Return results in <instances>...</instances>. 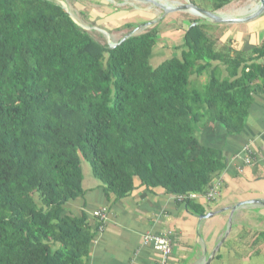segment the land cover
<instances>
[{
	"label": "trees",
	"instance_id": "trees-1",
	"mask_svg": "<svg viewBox=\"0 0 264 264\" xmlns=\"http://www.w3.org/2000/svg\"><path fill=\"white\" fill-rule=\"evenodd\" d=\"M201 1L217 12L235 0ZM209 30L189 21L179 53L152 66L158 26L110 48L53 0H0V264H86L92 223L64 214L85 194L82 161L109 202L136 181L207 191L226 165L197 132L239 135L264 94V39L248 52L232 40L218 48Z\"/></svg>",
	"mask_w": 264,
	"mask_h": 264
},
{
	"label": "crops",
	"instance_id": "crops-1",
	"mask_svg": "<svg viewBox=\"0 0 264 264\" xmlns=\"http://www.w3.org/2000/svg\"><path fill=\"white\" fill-rule=\"evenodd\" d=\"M102 21L103 27L108 23L118 26L116 20L106 18ZM262 27L252 22L240 33L237 31L238 47L248 52L259 45L264 39ZM169 31H164L161 36L175 34ZM183 35L184 32L181 42ZM196 136L202 145L217 150L226 165L208 187H216L219 201L216 197L205 199L208 189L190 200L203 208L202 215H212L201 218L202 215L189 210L177 196L167 194L162 188L147 189L138 181L130 195L109 202L97 180L83 178L84 196L69 202L64 207V214L79 217L84 213L92 223L95 235L86 264H159L160 253L145 239L166 234H170L172 248L167 264H213L223 262L224 258L231 261L236 257L240 263L247 264L253 256L264 254V94L253 96L239 135L228 136L218 125H209L199 130ZM245 147L250 148L252 156L248 166H242ZM249 201H263V204H248L233 211L236 204ZM100 208L106 211L102 225L92 217L93 212ZM230 214V232L216 248L226 232ZM243 251H247L245 256H241ZM208 258L210 261L207 263Z\"/></svg>",
	"mask_w": 264,
	"mask_h": 264
},
{
	"label": "rangeland",
	"instance_id": "rangeland-1",
	"mask_svg": "<svg viewBox=\"0 0 264 264\" xmlns=\"http://www.w3.org/2000/svg\"><path fill=\"white\" fill-rule=\"evenodd\" d=\"M65 11L72 17V19L84 30L90 32L94 38L106 43L109 47L117 43L118 40L129 34L124 30L125 25L135 24L138 28L136 33H142L151 27L158 26L160 29V37L157 48H155V55L151 58L152 66L159 65L162 61L170 58L176 52L172 47L181 43V35L187 28L188 22L192 20H199L202 23L208 24L209 33L216 38L217 47L220 48L227 44L229 40L234 41V46L238 47L236 41L237 31L240 33L241 29L249 24L257 23L261 28L264 35V23H262V16H259L246 24H214L190 14L189 12H171L163 15L162 11L155 8L149 3L137 2L134 0H62ZM161 5L168 4L174 7L177 4L191 3L196 7L207 10L210 8L208 2L201 0H156ZM258 4V0H235L222 10L217 11L222 17L225 18H239L246 17L252 13L254 5ZM251 7V8H250ZM116 20L117 27L108 23V26L101 25L102 20L105 19ZM152 23V26L146 24ZM180 26V29L177 27ZM135 28V29H136ZM235 28V29H233ZM134 29V30H135ZM233 29V31H232ZM170 30L175 34L170 35L171 39L167 37V34L161 36L164 31ZM231 31L233 33H231ZM132 32V31H131ZM246 39V37H244ZM159 46V47H158ZM242 47H239V49ZM196 85L204 84L206 81V75L198 77ZM81 170L83 178H92L90 165L82 161ZM216 201L219 198L215 196ZM213 203V202H212ZM214 206H211V208ZM247 251H243L241 256H245ZM221 255L223 251H221ZM213 264H242L238 257L231 260L224 258L223 262H214ZM247 264H264V254L259 257L253 256V258Z\"/></svg>",
	"mask_w": 264,
	"mask_h": 264
},
{
	"label": "water",
	"instance_id": "water-1",
	"mask_svg": "<svg viewBox=\"0 0 264 264\" xmlns=\"http://www.w3.org/2000/svg\"><path fill=\"white\" fill-rule=\"evenodd\" d=\"M53 1L57 2L61 6V8L65 11L62 0H53ZM134 1L143 2V3H149L152 6H154L155 8L161 10L163 15H166V14L171 13V12H189L190 14H192L194 16H197L199 18L205 19L206 21L214 23V24H227V25L246 24V23H249L252 20H254L255 18H257L259 16H262L264 14V0H258V8H257L255 13H252L249 16H246V17H239V18H225V17H222L217 12H210V11L204 10L202 8L194 6L191 3H187V4H177L176 3V5L174 7H170V6L167 7L166 5L159 4L156 0H134ZM68 16L72 19V17L69 14H68ZM73 22L75 24H77L74 20H73ZM151 24L152 23H149V24H146V25L147 26H152ZM195 25H196V23H193L190 27H194ZM137 30H138V28H136L135 30H133L129 34L125 35L122 38L121 41H124L128 37L136 34ZM115 45L110 46V48H113ZM253 203H255V204H263V201L240 202V203L236 204L233 207V211H235L236 209H238L240 207L246 206L248 204H253ZM211 215L212 214H210V213L206 214V215H202L201 218H209ZM231 215L232 214H230V218H229V221H228V224H227L226 232H225L224 236L221 238L220 242L217 244L216 248H219V246L225 241L228 233L230 232L231 223H232L231 222ZM202 257H203V255H202ZM209 261H210V258H208L206 260L207 263Z\"/></svg>",
	"mask_w": 264,
	"mask_h": 264
},
{
	"label": "built area",
	"instance_id": "built-area-1",
	"mask_svg": "<svg viewBox=\"0 0 264 264\" xmlns=\"http://www.w3.org/2000/svg\"><path fill=\"white\" fill-rule=\"evenodd\" d=\"M243 158H242V166H248L252 162V156L250 148L245 147L243 149ZM242 168L239 170L241 173ZM216 187H211L208 191L204 194L206 200H212L216 196ZM198 194H187V195H178L177 198L180 202L190 201L197 198ZM92 217L96 218L101 224L106 219V211L103 208L95 210L92 214ZM101 229V226H99ZM145 242L150 244L155 251L160 253L161 261L159 264H167L169 256L171 255L172 248H171V241H170V234L166 235H156V236H148L145 239Z\"/></svg>",
	"mask_w": 264,
	"mask_h": 264
},
{
	"label": "bare ground",
	"instance_id": "bare-ground-1",
	"mask_svg": "<svg viewBox=\"0 0 264 264\" xmlns=\"http://www.w3.org/2000/svg\"><path fill=\"white\" fill-rule=\"evenodd\" d=\"M170 5L168 4V7H169ZM171 7V6H170ZM251 8V7H250ZM257 8H258V4H256V5H254V7H253V9H252V13H255L256 12V10H257ZM251 13V14H252Z\"/></svg>",
	"mask_w": 264,
	"mask_h": 264
}]
</instances>
